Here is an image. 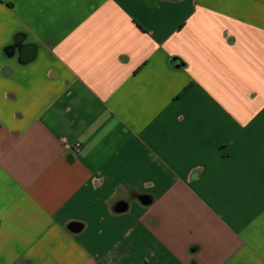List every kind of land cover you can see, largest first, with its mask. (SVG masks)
I'll use <instances>...</instances> for the list:
<instances>
[{
	"label": "crops",
	"instance_id": "0c3cea01",
	"mask_svg": "<svg viewBox=\"0 0 264 264\" xmlns=\"http://www.w3.org/2000/svg\"><path fill=\"white\" fill-rule=\"evenodd\" d=\"M0 264H264V0H0Z\"/></svg>",
	"mask_w": 264,
	"mask_h": 264
},
{
	"label": "water",
	"instance_id": "95a60500",
	"mask_svg": "<svg viewBox=\"0 0 264 264\" xmlns=\"http://www.w3.org/2000/svg\"><path fill=\"white\" fill-rule=\"evenodd\" d=\"M141 201H142L143 203H146L148 200H147L146 198H142ZM124 207H125V206H124L122 203H118L117 206H116V209H117V210H122V209H124Z\"/></svg>",
	"mask_w": 264,
	"mask_h": 264
},
{
	"label": "built area",
	"instance_id": "2783aa9c",
	"mask_svg": "<svg viewBox=\"0 0 264 264\" xmlns=\"http://www.w3.org/2000/svg\"><path fill=\"white\" fill-rule=\"evenodd\" d=\"M75 145H76V146H78V145H79V143H76Z\"/></svg>",
	"mask_w": 264,
	"mask_h": 264
}]
</instances>
